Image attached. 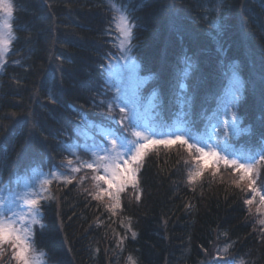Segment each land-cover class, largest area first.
<instances>
[{
    "label": "trees",
    "instance_id": "obj_1",
    "mask_svg": "<svg viewBox=\"0 0 264 264\" xmlns=\"http://www.w3.org/2000/svg\"><path fill=\"white\" fill-rule=\"evenodd\" d=\"M11 1L19 41L0 71V177L6 182L76 159L71 147L84 137L77 124L81 118L100 124V101L113 95L100 65L116 52L107 31L108 0ZM116 1L132 10L134 54L157 90L162 128L188 121L184 126L205 133L219 118L218 97L235 69L242 84L236 111L248 131L231 143L249 150L264 139V0ZM186 67L188 103L181 109L174 94ZM79 146L80 158H88ZM195 163L175 147L149 152L139 173L142 194L129 187L115 214L83 190H94L91 180L77 182L90 171L75 174L72 184L54 182L55 199L42 202L44 226H34L36 251L45 253L46 264H128L130 254L137 264H209L216 248L230 244L231 260L264 264L259 195L250 212L244 201L254 194L247 180L236 187L230 170L215 177L205 171L189 184ZM257 184L264 192V168Z\"/></svg>",
    "mask_w": 264,
    "mask_h": 264
},
{
    "label": "snow or ice",
    "instance_id": "obj_2",
    "mask_svg": "<svg viewBox=\"0 0 264 264\" xmlns=\"http://www.w3.org/2000/svg\"><path fill=\"white\" fill-rule=\"evenodd\" d=\"M109 11L112 13L108 34L116 33L115 47L120 55L112 57L109 54L108 64H101V69H106L108 75L105 78L106 88L113 92L111 99L101 100L100 104L105 108V115L100 124H95L80 119L77 130L86 140L84 151L90 155L89 160H82L79 156L80 146L74 144L70 153L76 159L61 161L57 170H42L36 173L37 177H29L24 184L20 183L19 175L10 177L6 182L0 177V264H46L45 253L37 252L34 247V226L42 228V202L55 199L52 194L54 181L64 185L72 184L77 173L88 170L90 176H81L77 181L83 184L85 180H91L94 190L83 189L93 200L103 204L107 211L115 214L122 208L121 194L129 187L135 194L140 189L139 173L149 152L164 149H183L195 160V169L187 174V182L195 184L208 171L215 177L220 170L229 171L236 177L232 183L236 187L247 180L246 187L253 193L252 198L244 201L251 206L259 195V205L256 210L260 212L264 208V192L255 187L260 169L264 168V139L257 141L249 150H239L234 147L231 140L248 131L240 126V118L236 111L240 99L242 84L236 70L226 85V91L218 97L219 103L215 110L218 120L212 124L213 136H205L204 133L195 129L194 125L176 127L173 130H161L160 126L149 125L140 122L138 115V100L135 87L126 88L118 77L120 61H124L125 67L135 69L136 65L130 56L134 47V29L137 25L133 22L132 10L121 4L109 0ZM219 11V9H218ZM14 5L11 0H0V69L7 65V56L13 51L14 43L19 41L16 35L18 28L13 26ZM187 73V67L181 76L177 78L175 97L181 109L188 103L186 96V84L183 77ZM155 95V94H154ZM52 104L57 101L49 96ZM123 105V106H121ZM179 116L187 115L181 111ZM188 125V121L183 122ZM119 125L120 127H116ZM264 137V133L261 134ZM162 137V138H157ZM191 141V142H190ZM211 141V143H210ZM211 161V167H209ZM185 164L188 161H184ZM61 169H70L71 175H65ZM223 179V178H222ZM14 189V190H13ZM243 190V189H241ZM137 200L140 195H136ZM110 203H105V200ZM190 207V206H189ZM261 237L264 238V219H260ZM130 228L131 225L129 224ZM136 235L135 232L132 233ZM123 238H121L122 242ZM229 247L225 246L224 253H228ZM128 264H137L130 254L127 257ZM231 264H245L243 259L237 261L232 258Z\"/></svg>",
    "mask_w": 264,
    "mask_h": 264
},
{
    "label": "rangeland",
    "instance_id": "obj_3",
    "mask_svg": "<svg viewBox=\"0 0 264 264\" xmlns=\"http://www.w3.org/2000/svg\"><path fill=\"white\" fill-rule=\"evenodd\" d=\"M113 2L120 4L116 0H113ZM113 38H114V43H115L116 42V33H114V32H113ZM110 55L112 57H116V56L120 55V52L116 49V52H114ZM130 56L132 57V59L135 62V65H136L135 69H132L131 67H125L124 61L121 60L120 61L121 67L119 68V71H118V77L114 76L113 81L116 82L117 79H119V81H122V84L124 87H126V88L135 87L136 95L139 97L137 119L140 122H146L149 125L160 126L161 130H173L176 127H184V125H181V124H178L175 122L172 125H169V126L167 125V126H165V128H162L161 124L158 121V117H157L158 112H157L156 101H155L157 90L155 88H153L152 78L150 76H146V75H143L141 73V71H140L141 65H140L139 61L136 59V56L134 54V47L131 49ZM108 61H109V56L107 57L104 64L107 65ZM0 71H1V69H0ZM103 73H104V77L106 78V76L108 75L107 70L103 69ZM121 106H123V105H121ZM213 124H215V123H213ZM211 125H209L206 128L204 135L205 136H213V138L217 139V140L222 139V137H215L214 136V134L212 132ZM116 127H120V126L116 125ZM157 138H162V137H157ZM90 143H91V141L86 140V138L83 137L82 142L80 144L82 145V149L84 150L85 145L90 144ZM210 143H211V141H210ZM89 156H88V158L87 157L84 158L81 156V159L82 160H89ZM209 164H211V161H209ZM39 171L40 170H31L30 172H26L25 174L20 175L19 176L20 177V183L21 184L26 183L29 177H32L33 179H36V178L42 179L43 178L42 176H40V177L36 176V173ZM43 172L46 173L48 171H43ZM64 174L70 175V174H66V173H64ZM54 182H58V181H54ZM255 187H257L259 190H261L257 183H256ZM0 194L9 195L8 193H0ZM228 245H230V244H225V245H222L221 247L216 248V252L213 254L212 258L210 257L209 264H231L232 260L228 256L229 251L227 254L224 253V251H223L225 246H228ZM229 250H230V247H229Z\"/></svg>",
    "mask_w": 264,
    "mask_h": 264
}]
</instances>
